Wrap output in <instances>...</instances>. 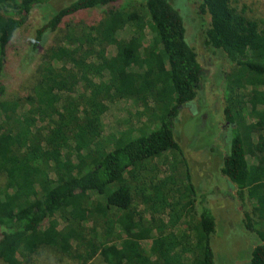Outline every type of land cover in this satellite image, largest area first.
<instances>
[{
  "label": "trees",
  "instance_id": "1",
  "mask_svg": "<svg viewBox=\"0 0 264 264\" xmlns=\"http://www.w3.org/2000/svg\"><path fill=\"white\" fill-rule=\"evenodd\" d=\"M48 1L0 0V261L30 264L49 251L57 263L101 257L105 264H215L217 221L206 205L195 210L198 190L175 129L182 110L195 112L206 78L187 11L170 0H69L34 30L26 57L45 48L30 91L1 97L7 44ZM197 2L209 16L203 44L230 64L221 143L212 152L221 154L220 173L242 208L244 232L257 240L248 264H264V18L249 15L241 0ZM106 6L110 13L99 19L66 21ZM62 24L73 37L48 42ZM126 27L130 36H118ZM114 99L131 100L151 116L137 135H103L100 107ZM168 155L182 172L158 184L152 161ZM140 196L145 208L155 200L160 215H145ZM168 209L182 214L185 227L161 220Z\"/></svg>",
  "mask_w": 264,
  "mask_h": 264
},
{
  "label": "rangeland",
  "instance_id": "2",
  "mask_svg": "<svg viewBox=\"0 0 264 264\" xmlns=\"http://www.w3.org/2000/svg\"><path fill=\"white\" fill-rule=\"evenodd\" d=\"M69 0H49L45 4L35 6L28 15L27 21L19 27L7 44L6 58L2 71V82L5 85L6 92L1 97H9L22 91H30L34 83L35 71L39 63V57L43 53V47L31 59L26 57L30 43L34 37V30L40 26L53 11L67 3ZM132 2H142L143 0H121L119 4L125 5ZM172 6L179 9L182 15L187 11V22L189 28V40L195 47L197 58L206 71L201 97L198 104H195L193 115L187 110H182L177 119L175 129L183 155L187 160V167L191 174L192 182L198 190L194 195L196 203V212L201 209V204L210 208L216 218V231L212 236V247L214 251L215 264H248L250 250L257 240L250 238L244 232L242 224V208L237 200L232 198L233 191L229 188L226 180L220 173L221 154L212 152L216 143H221L222 115L224 96V73L230 68L224 54L213 52L203 44L204 30L209 22L208 14H202L198 8L197 0H170ZM247 5V12L254 18H264V0H241ZM132 4V3H131ZM111 10V7L88 9L66 19L67 22L83 21L89 19H99L105 12ZM178 10V11H179ZM110 13V11H109ZM114 18V17H112ZM144 26V27H143ZM141 22L139 28H145ZM54 34L48 38V42L66 37L68 40L73 37V32L65 31L62 24ZM147 36L145 42L151 40V32L148 27L145 29ZM132 28L126 27L118 32V36L127 38L130 36ZM62 44L64 41L61 42ZM114 46L110 43L106 46V54H114ZM34 58V59H33ZM100 118L102 123L103 135L110 136L114 134L125 135L130 132L131 135H137V129L151 116L146 114L144 109L131 100L114 99L105 102L101 107ZM153 119V118H152ZM219 152V151H218ZM182 165L175 164L171 155L168 159L163 156L155 157L152 161L155 180L158 184L172 183L171 172L177 177L182 172ZM167 176V177H166ZM178 183H176L177 187ZM108 191V190H107ZM205 193V197L200 194ZM106 196V195H105ZM105 196H100L97 205L101 210L105 201ZM186 193L179 188L175 197L178 205H185ZM205 198V200H204ZM203 199V203H200ZM139 207L145 210V215L155 213L159 214V206L156 210V201L152 200L153 207H147L142 204V196L137 197ZM205 201V203H204ZM149 204V203H148ZM150 205V204H149ZM187 207V206H186ZM181 213L175 214L169 209L161 214V220L168 226H175L176 229H182L184 219ZM179 220V221H178ZM3 228L0 226V233ZM118 244V241L115 242ZM147 242H142V246L147 247ZM42 255H35L30 264H72L67 259L62 263H57L58 257L49 251H42ZM144 261V260H143ZM0 264H6L0 261ZM89 264H105L101 257H96ZM141 264H144L141 262Z\"/></svg>",
  "mask_w": 264,
  "mask_h": 264
}]
</instances>
